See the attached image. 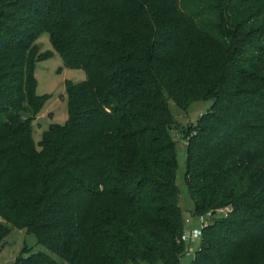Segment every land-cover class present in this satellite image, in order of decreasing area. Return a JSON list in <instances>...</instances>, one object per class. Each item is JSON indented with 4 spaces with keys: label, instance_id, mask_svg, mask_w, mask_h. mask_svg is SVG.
I'll return each instance as SVG.
<instances>
[{
    "label": "trees",
    "instance_id": "1",
    "mask_svg": "<svg viewBox=\"0 0 264 264\" xmlns=\"http://www.w3.org/2000/svg\"><path fill=\"white\" fill-rule=\"evenodd\" d=\"M53 51L85 78L35 141ZM169 98L212 100L180 129L193 215L214 211L184 264H264V0H0V243L14 227L68 264H181Z\"/></svg>",
    "mask_w": 264,
    "mask_h": 264
},
{
    "label": "rangeland",
    "instance_id": "2",
    "mask_svg": "<svg viewBox=\"0 0 264 264\" xmlns=\"http://www.w3.org/2000/svg\"><path fill=\"white\" fill-rule=\"evenodd\" d=\"M35 43L40 50L52 49L46 31L41 32L37 36ZM34 75L36 78L35 92L45 95V100L31 123L32 136L37 141L40 138L42 130L47 128L50 123H63L66 120L68 112L65 82H77L84 79L85 71L82 68L65 66L60 55L56 51H53V54L48 58L36 61ZM211 103V99H198L190 101L186 107H181L172 99H168V106L175 120L171 132L177 145L175 183L179 189L178 204L181 209L183 225L191 229L195 238L201 233V225L193 215V201L184 183L186 148L184 144L185 139L180 129H185L188 124L194 123L200 114L208 110ZM198 245L199 240H196L195 243L187 245L188 248L185 247L187 249L184 250V254L180 258L181 264L188 262L194 256V251ZM35 251H44L59 263L68 264L44 245L38 243L32 232L14 227L11 228L0 243V264H11L19 253L27 255Z\"/></svg>",
    "mask_w": 264,
    "mask_h": 264
},
{
    "label": "built area",
    "instance_id": "3",
    "mask_svg": "<svg viewBox=\"0 0 264 264\" xmlns=\"http://www.w3.org/2000/svg\"><path fill=\"white\" fill-rule=\"evenodd\" d=\"M216 212H224L225 213V210H224V208H218V209H216ZM213 215H214V211L208 210L205 213L195 214L194 216L200 222V225H201L200 227H202L203 225H205L206 223H208L210 221V219ZM199 239H200V235L197 238H195L194 234L190 228L184 227L181 234H180V240L182 242H184L185 247H187V248L191 243H195V241L199 240ZM187 248H185V249H187ZM188 253H189V250H188Z\"/></svg>",
    "mask_w": 264,
    "mask_h": 264
},
{
    "label": "water",
    "instance_id": "4",
    "mask_svg": "<svg viewBox=\"0 0 264 264\" xmlns=\"http://www.w3.org/2000/svg\"><path fill=\"white\" fill-rule=\"evenodd\" d=\"M20 114L23 116V117H27L28 114L26 112H20Z\"/></svg>",
    "mask_w": 264,
    "mask_h": 264
}]
</instances>
